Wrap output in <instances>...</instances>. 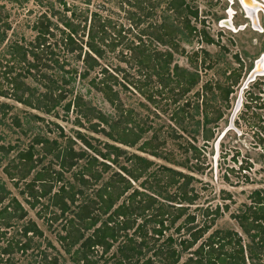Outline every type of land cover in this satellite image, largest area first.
Segmentation results:
<instances>
[{"label": "trees", "instance_id": "16d2710c", "mask_svg": "<svg viewBox=\"0 0 264 264\" xmlns=\"http://www.w3.org/2000/svg\"><path fill=\"white\" fill-rule=\"evenodd\" d=\"M33 1L43 8L28 27L33 37L9 43L6 42L9 15L0 4V50L3 48L4 58L0 62V98L45 116L53 115L58 107L65 114L74 111L76 126L86 124L91 134L101 135L105 141H99L100 145L96 146L91 143L93 137L79 131L74 137H65L60 132L57 137L60 140L50 139L29 126L41 122L42 117L26 112L23 121L13 117L12 123L29 140L15 152V159L1 166V171L14 188L22 185L18 195L29 210L40 205L34 213L36 218L45 220L47 226L59 222L56 242L70 263L96 264L91 259L92 253L99 249L101 256L118 243L113 264H138V257L149 251L150 256L140 264H264V189L250 191L247 202L229 214L239 233L208 232L221 210L227 211V205L212 210L205 208L201 213L203 222L196 226L195 216L187 212L195 200V195L186 190L190 177L165 164L154 165L153 160L142 156L171 162L159 151L162 141L155 132L143 139L150 127L133 110L123 107L119 90L115 88L117 85L128 90L131 86L135 93L150 100L143 90L146 83H140L139 77L128 81L121 75L119 79V71H110L102 63L105 54L119 44L121 28L114 27L97 10H90L89 0H83V7L66 0ZM109 1L133 4L139 11V23L154 16L161 0L153 4L149 0L106 2ZM163 10L176 19L181 18L180 28L187 35L195 33L188 17L195 20L197 12L189 8L186 0H165ZM168 18L163 17L159 24L149 23L136 34L137 43L128 42L125 47L127 60L134 62L138 73H145L143 77L153 74L163 89L172 84L169 91L176 88L180 98L197 84L198 76L176 65L169 72L171 50H176L173 39L177 28ZM143 35L147 42L141 41ZM200 36L205 43L212 42L203 32ZM151 42L167 46L168 50L149 49ZM72 61L80 64V70ZM91 73L87 85L110 106L111 115L72 93L75 76L85 80ZM230 92L224 91V99ZM6 106L0 103V107ZM183 107H177L170 120L185 134L182 124L188 115L183 114ZM220 118L218 113L212 119L204 114L200 125L204 141L212 137ZM209 125L212 127L207 128ZM15 148L0 145V165L1 158ZM132 148L141 155L126 151ZM189 148L195 150L191 145ZM67 173H72L71 181L65 179ZM107 173L109 176L103 180ZM173 186L174 192L165 197L167 202L158 201L161 192L167 194V189ZM45 199L47 204H40ZM171 228L177 239L169 234L165 236ZM42 240H45L42 231L27 217L26 209L0 183V264H15L16 255L27 254L38 258L40 264H61L58 250L46 240L41 248ZM182 255L186 257L180 262Z\"/></svg>", "mask_w": 264, "mask_h": 264}, {"label": "rangeland", "instance_id": "374dc122", "mask_svg": "<svg viewBox=\"0 0 264 264\" xmlns=\"http://www.w3.org/2000/svg\"><path fill=\"white\" fill-rule=\"evenodd\" d=\"M106 1L89 0V9L97 10L101 17L109 19L114 27H120L122 33L118 40L119 44L112 52L105 54L102 63L110 71L115 73L119 71L117 72L119 79L121 75L126 76L128 81H136L139 77L140 83H146L143 90L144 93L150 95V100L135 93L131 86L128 90L121 89L117 85L115 88L119 90L118 94L123 107L133 110L150 127L143 139H148L155 132L158 139L162 141L159 151L165 154L171 162L152 159L147 155L142 156L153 160L154 165L165 164L190 177L186 190L195 195V200L188 206L187 212L195 216L196 226L202 224L201 213L205 208L212 210L215 206L227 205V211L221 210V215L214 220L208 232L234 230L239 233L236 223L229 214L237 212L241 205L247 202L246 196L250 191L257 188L264 189V77H255L251 83L244 84L254 62L264 55V31L259 32L258 29V32L251 31L248 24L243 28L246 21L239 14L237 4L230 5L227 0H186L189 8L197 12L195 20L188 17L189 26L195 29V33L192 32L190 35H187L183 29L181 30V18L176 19L173 15L164 13L165 0L158 3L155 14L153 13L154 16L139 23L137 20L139 11L133 4L119 5L115 1ZM66 2L83 7L82 2L84 1L66 0ZM149 3H156V0H149ZM0 4L4 6L9 15L10 30L7 33L6 42L20 38L31 39L33 33L28 27L43 8L36 6L33 0H0ZM227 8L236 12L230 20L232 28L220 24V21L228 16ZM168 16V20L172 21L177 28L175 39H173L176 50H171L172 62L168 70L170 72L172 65H176L179 69L195 72L198 76L197 84L180 98L176 88L169 91L172 84L163 89L153 74L143 77L145 73H138L134 62L127 60L128 53L125 47L129 45L128 42L135 45L137 43L136 34L144 31L149 23L159 24L163 17ZM259 24L262 26L260 15ZM202 32L211 39V43L204 42L200 36ZM140 39L147 42L145 35ZM152 48L159 51L168 50L167 46H160L154 42H151L149 46V49ZM2 49L0 50V62L4 61ZM124 59L128 62H124ZM71 64L80 70L79 63L72 61ZM92 76L93 73L85 80H79L75 76L72 93L79 94L95 109L111 115L113 111L110 106L100 94L87 85L88 79ZM119 79L117 81H120ZM226 89L231 92L224 99ZM0 103L7 105L0 107V145L16 146L13 152L1 158L0 183L5 186L10 195L20 201L27 211V217L36 223L44 239L58 250L59 263L71 264L68 256L62 253L56 242L55 233L60 232L59 222L47 226L45 220L36 218L34 213L40 205L35 210H29L23 203L22 197L18 195V190L22 185L14 188L12 182H9L1 171V166L15 159V152L23 148L29 140V137L21 136L18 129L14 128L12 119L17 117L23 121L26 112L33 115L38 114L43 120L31 123L29 126L33 128V131L45 133L50 139L60 140L57 138L60 132L65 137H74L76 131L93 137L94 140H91V143L96 146H99V143L105 139L101 135L91 134L86 129V124H82V127L76 126L74 111L65 114L63 109L58 107L53 115L45 116L11 100L0 98ZM181 105L182 107L184 105L183 114L188 115L182 124L187 131L185 134L178 131V126H174L170 120L172 112H175L177 107L182 108ZM217 113L221 118L213 128L212 137L204 141L200 132L202 118L205 114L207 118L212 119ZM208 127L211 128L212 125ZM61 141H64V138H61ZM189 145L195 150L190 149ZM126 151L141 155L135 148L126 149ZM74 171L76 170H72ZM109 173L103 176V180L109 176ZM71 174H65V179L71 181ZM98 186L99 183L92 189ZM174 188L175 186L168 188L167 194L161 192L158 201L166 203L165 197L174 192ZM226 196L230 199L227 200ZM40 204L46 205V199L41 200ZM140 221L141 219L137 220L138 223ZM173 228L165 232V236L169 234L177 239L178 236ZM45 240L41 241V248ZM118 245L114 243L109 252L101 256L98 249L96 254L92 253L91 259H94L96 264H113V255H116ZM51 253L53 255L55 252ZM150 254V251L144 252L138 257V264ZM185 257L186 255H182L180 262ZM15 259V264H40L38 258L35 259L28 254L16 255Z\"/></svg>", "mask_w": 264, "mask_h": 264}, {"label": "bare ground", "instance_id": "6f19581e", "mask_svg": "<svg viewBox=\"0 0 264 264\" xmlns=\"http://www.w3.org/2000/svg\"><path fill=\"white\" fill-rule=\"evenodd\" d=\"M230 3H233L234 0H228ZM238 1V0H237ZM240 1V0H239ZM254 3L250 2L249 0H243L242 1V8L245 10V12L247 13V16L251 19L252 25L255 29H259L258 27V21H257V8H260L264 11V5L257 3L255 0H253ZM246 5V7H245ZM261 6L263 8H261ZM228 13V18L220 21V24L227 27V28H232L231 24H230V20H231V15H232V11L231 9L227 10ZM262 60L260 59L259 62L256 64L257 66H255L256 70H254V73H257V75L255 76H259V75H263L264 73V55L261 56ZM259 65V67H258ZM259 74V75H258Z\"/></svg>", "mask_w": 264, "mask_h": 264}, {"label": "flooded vegetation", "instance_id": "af4514ba", "mask_svg": "<svg viewBox=\"0 0 264 264\" xmlns=\"http://www.w3.org/2000/svg\"><path fill=\"white\" fill-rule=\"evenodd\" d=\"M257 3H259V4H262V5H264V0H255ZM227 2L230 4V5H233L234 3L235 4H237V6H238V11H239V14L241 15V17L246 21V25H243V28L245 27V26H247V24H248V27L250 28V30L251 31H255V32H262V31H264V11L262 10V9H260V8H257V13H256V17H257V21H258V27H259V29H258V31H257V29H255L254 27H253V25H252V22H251V19L247 16V13L245 12V10L241 7V5L239 4V2L237 1V0H234L233 1V3H230L228 0H227ZM228 7H230L229 5H228ZM228 9V8H227ZM226 9V10H227ZM226 10H225V12H226ZM236 14V12H234V11H232V17L234 16ZM227 15H228V13H227ZM259 15H260V17H261V19H262V26H260V24H259ZM225 17H226V15H225ZM232 17H231V19H232ZM227 18H228V16H227ZM263 27V28H262ZM242 28V29H243Z\"/></svg>", "mask_w": 264, "mask_h": 264}, {"label": "water", "instance_id": "95a60500", "mask_svg": "<svg viewBox=\"0 0 264 264\" xmlns=\"http://www.w3.org/2000/svg\"><path fill=\"white\" fill-rule=\"evenodd\" d=\"M242 1L243 0H238V2H239V4L241 5V7L243 6L242 4ZM247 1V0H246ZM250 2H252V3H254L253 2V0H249ZM245 7H246V5H245ZM261 8H263L262 6H261ZM264 9V8H263ZM262 60V57H260L259 59H257L255 62H254V66H253V68H252V70L248 73V75H247V77H246V79H245V82H244V84H248V83H251L253 80H254V78L255 77H258V76H255V75H257V73H254V70H256V68H255V66H257L256 64L259 62V60ZM258 67H259V65H258ZM262 73H264V72H262ZM259 75V74H258ZM259 77H264V74L263 75H259Z\"/></svg>", "mask_w": 264, "mask_h": 264}]
</instances>
